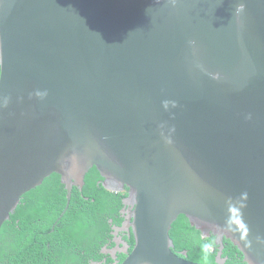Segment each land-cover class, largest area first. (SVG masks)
<instances>
[{
	"label": "water",
	"instance_id": "water-1",
	"mask_svg": "<svg viewBox=\"0 0 264 264\" xmlns=\"http://www.w3.org/2000/svg\"><path fill=\"white\" fill-rule=\"evenodd\" d=\"M0 57V232L97 166L128 189L124 264H199L181 215L264 264V0H0Z\"/></svg>",
	"mask_w": 264,
	"mask_h": 264
},
{
	"label": "trees",
	"instance_id": "trees-1",
	"mask_svg": "<svg viewBox=\"0 0 264 264\" xmlns=\"http://www.w3.org/2000/svg\"><path fill=\"white\" fill-rule=\"evenodd\" d=\"M103 182L101 173L94 168L85 180L83 191L74 188L71 203L62 218L67 196L59 174L52 173L41 186L25 194L0 232V264H93L100 261L102 244L114 237L113 227L122 225L120 211L128 196L127 192L109 191ZM169 236L175 245L173 251L179 253L186 249L190 260L217 264L219 248L215 237L204 238L186 216L181 215L172 224ZM204 245H210L207 253ZM222 256L227 258L226 264H243L238 259L242 258L241 252L228 238Z\"/></svg>",
	"mask_w": 264,
	"mask_h": 264
},
{
	"label": "flooded vegetation",
	"instance_id": "flooded-vegetation-1",
	"mask_svg": "<svg viewBox=\"0 0 264 264\" xmlns=\"http://www.w3.org/2000/svg\"><path fill=\"white\" fill-rule=\"evenodd\" d=\"M82 191L83 190H80V192ZM121 213L125 217V222L123 223L119 231H117V233L114 232L115 237L102 244V249L99 252V254L101 255V259L100 261H93V264H124L127 256L121 254V252H124L126 254L131 253L129 248H131L132 246L131 242H133V237H130L129 231L126 228V224H129L131 210L128 207L124 212ZM119 219H121V216H119ZM118 243L123 244L121 249H119ZM122 256L125 257L123 258Z\"/></svg>",
	"mask_w": 264,
	"mask_h": 264
},
{
	"label": "clouds",
	"instance_id": "clouds-1",
	"mask_svg": "<svg viewBox=\"0 0 264 264\" xmlns=\"http://www.w3.org/2000/svg\"><path fill=\"white\" fill-rule=\"evenodd\" d=\"M170 2L171 3H173V4H175V0H170ZM190 43H192V42H190ZM1 58V57H0ZM0 75H1V66H0ZM38 95H46V93H43V94H40V93H38ZM109 190V189H108ZM110 191V190H109ZM125 192H127L128 193V189H126V191ZM125 192H122V193H125ZM116 193V192H115ZM128 197V196H127ZM126 197V198H127ZM125 198V199H126ZM124 199V200H125ZM129 206H126L125 205V203H124V201H123V208L121 209V211H120V216H121V218L123 219V222H122V225H123V223L125 222V217L122 215V213L121 212H124L127 208H128ZM130 208V210H131V212H132V209H131V207H129ZM131 216V215H130ZM122 225L120 226V227H113V229H114V231H113V235H114V232H116L117 233V231H119L118 229L119 228H121L122 227ZM203 236V235H202ZM115 237V236H114ZM130 237L132 238L133 237V247L131 246V248H129L131 251L130 252H132V250H133V248H134V246H135V239H134V236L131 234L130 235ZM204 238H206L207 236H203ZM226 239V238H225ZM225 239H224V248H225ZM118 245H119V249H121L122 248V246H123V244H121V243H118ZM224 248H223V250H224ZM211 249H214V247L212 246L211 247ZM210 250V245H204V251H205V253H207L208 251ZM223 250H222V252H223ZM182 251H186L187 252V250L185 249V250H182ZM221 252V253H222ZM121 253H123V254H125L126 256H127V254L126 253H124V252H121ZM220 253V252H219ZM129 254V253H128ZM242 254V253H241ZM221 256H222V254H221ZM207 257L205 256V259H206ZM222 258H224L223 256H222ZM226 259L227 258H225V264H226ZM239 259V261L240 262H243V264H245V262L243 261V256H242V258H238ZM217 264H218V262H217Z\"/></svg>",
	"mask_w": 264,
	"mask_h": 264
},
{
	"label": "bare ground",
	"instance_id": "bare-ground-1",
	"mask_svg": "<svg viewBox=\"0 0 264 264\" xmlns=\"http://www.w3.org/2000/svg\"><path fill=\"white\" fill-rule=\"evenodd\" d=\"M94 168H97L98 170H99V168L97 167V166H95ZM94 168H92L91 170H90V172L94 169ZM89 172V173H90ZM99 172L101 173V171L99 170ZM53 173H56V172H53ZM89 173L87 174V177L89 176ZM52 174V173H51ZM51 174H50V176H51ZM58 174V173H57ZM59 176H60V174H59ZM101 176H102V174H101ZM87 177H85V180H87ZM48 178V177H47ZM103 178V177H102ZM104 179V178H103ZM46 180V179H45ZM60 182H61V177H60ZM105 182H106V180L104 179V182H103V185L105 186ZM44 183V182H43ZM61 184L64 186V184L61 182ZM84 186H85V181H84ZM84 186L80 189V188H78V187H74V188H78V189H80V190H83V188H84ZM106 187V186H105ZM65 188V187H64ZM74 188H73V190H74ZM107 188V187H106ZM73 190H72V194H73ZM111 191V190H110ZM113 192V191H112ZM115 193V192H114ZM71 199H72V196H71ZM70 203H71V200H70ZM67 204H68V199H67Z\"/></svg>",
	"mask_w": 264,
	"mask_h": 264
}]
</instances>
